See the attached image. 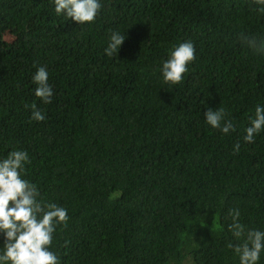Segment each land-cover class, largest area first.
Segmentation results:
<instances>
[{"label":"trees","instance_id":"1","mask_svg":"<svg viewBox=\"0 0 264 264\" xmlns=\"http://www.w3.org/2000/svg\"><path fill=\"white\" fill-rule=\"evenodd\" d=\"M100 3L78 24L54 0H0V159L27 151L24 178L67 210L60 264H240L229 211L264 230V131L243 139L264 106V56L237 37L264 36V13L254 0ZM113 31L125 40L109 57ZM187 40L196 59L165 83L163 62ZM39 67L51 103L35 95ZM209 108L236 131L207 124Z\"/></svg>","mask_w":264,"mask_h":264},{"label":"clouds","instance_id":"2","mask_svg":"<svg viewBox=\"0 0 264 264\" xmlns=\"http://www.w3.org/2000/svg\"><path fill=\"white\" fill-rule=\"evenodd\" d=\"M57 15L71 18L78 24L95 21L102 5L100 0H54ZM257 10L264 13V0H254ZM239 42L254 54L264 56V36L239 33ZM125 40V34L113 31L110 34L107 56L118 53ZM196 59L195 47L191 40L180 43L171 51L163 62L162 75L165 83L173 85L183 81L188 72V65ZM48 72L39 67L33 75L37 85L35 95L45 104L51 103L53 89L48 83ZM26 107H28L26 105ZM32 119L44 121L46 116L31 105ZM206 122L224 134L236 131L234 124L227 119L224 108L212 110L204 114ZM264 131V106L257 105L254 118L250 117V126L245 129V142H254L255 136ZM240 151V144L234 145V152ZM31 160L27 151L14 150L6 158L0 159V233L4 236L3 249L0 251V264H60L59 257L51 250L57 226H66L69 215L65 208L52 202L43 201L35 183L25 179L26 164ZM229 215L232 223L228 225L233 237L241 241L229 243L239 256L240 264H259L261 253L264 252V230L246 229L240 222V210L231 209Z\"/></svg>","mask_w":264,"mask_h":264}]
</instances>
